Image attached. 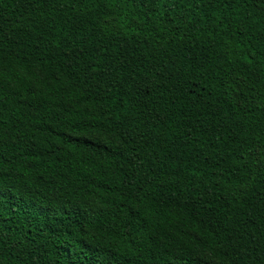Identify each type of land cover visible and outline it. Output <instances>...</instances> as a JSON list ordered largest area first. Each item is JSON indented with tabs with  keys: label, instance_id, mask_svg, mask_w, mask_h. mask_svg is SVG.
Segmentation results:
<instances>
[{
	"label": "trees",
	"instance_id": "1",
	"mask_svg": "<svg viewBox=\"0 0 264 264\" xmlns=\"http://www.w3.org/2000/svg\"><path fill=\"white\" fill-rule=\"evenodd\" d=\"M0 264H264V0H0Z\"/></svg>",
	"mask_w": 264,
	"mask_h": 264
}]
</instances>
